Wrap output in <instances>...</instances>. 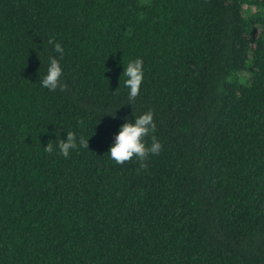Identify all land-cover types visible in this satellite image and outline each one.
Masks as SVG:
<instances>
[{
  "label": "trees",
  "instance_id": "trees-1",
  "mask_svg": "<svg viewBox=\"0 0 264 264\" xmlns=\"http://www.w3.org/2000/svg\"><path fill=\"white\" fill-rule=\"evenodd\" d=\"M149 110L160 154L117 165ZM0 264H264V0H0Z\"/></svg>",
  "mask_w": 264,
  "mask_h": 264
},
{
  "label": "clouds",
  "instance_id": "clouds-1",
  "mask_svg": "<svg viewBox=\"0 0 264 264\" xmlns=\"http://www.w3.org/2000/svg\"><path fill=\"white\" fill-rule=\"evenodd\" d=\"M48 43L53 45L55 53L59 54V59L49 57L46 75L41 81V86L49 91H65L67 85L62 84L60 78L62 76V68L60 59H63L64 48L59 43H54V38L49 39ZM123 75L126 77L124 86L128 89L129 104L135 103L140 95V87L144 79L143 60L135 59L130 61L123 70ZM156 131V123L154 114L151 110L146 111L142 115L135 117L134 122H125L118 130L115 136L114 144L109 148L108 155L117 165H123L135 158L140 169H146V161L150 156H157L162 150V144L154 135ZM151 137V143H146V138ZM56 147L59 154L65 159L69 158L70 153L78 147L88 149V139L83 136L77 138L74 132H68L66 140H59ZM44 151L51 154L54 151L52 143L48 142Z\"/></svg>",
  "mask_w": 264,
  "mask_h": 264
}]
</instances>
